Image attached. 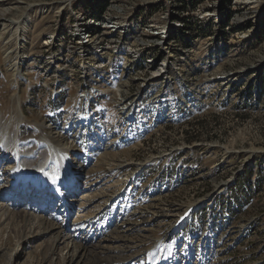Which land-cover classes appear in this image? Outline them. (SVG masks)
I'll return each instance as SVG.
<instances>
[{
	"label": "rangeland",
	"instance_id": "obj_1",
	"mask_svg": "<svg viewBox=\"0 0 264 264\" xmlns=\"http://www.w3.org/2000/svg\"><path fill=\"white\" fill-rule=\"evenodd\" d=\"M80 11L86 16L85 23L89 22L92 14L99 12L101 18L129 21L134 27L140 26L142 40L151 42V48H154L145 56L150 61L153 53L159 56L146 77L153 76L163 62L169 63L171 81L164 84L162 102L160 106L147 108L151 125L144 128L145 132L140 129L126 136L128 138L121 143L117 138L124 128L119 125L113 127L114 121L93 131L80 126V136L70 124L63 128V120L52 125L48 122L50 109L55 111L66 102L64 93L70 92L75 97L80 89L83 75ZM27 15L32 17L30 28L26 33H20L15 22ZM178 20L185 23L184 28L166 40L172 30L179 28L180 23L173 25ZM45 44L53 47H45ZM62 44L67 45L66 50L61 48ZM57 48H61L58 54ZM20 52L24 59L29 56L30 61L25 66L20 64L22 73L17 75L13 65L22 58ZM52 52L54 58L50 57ZM37 55L45 56L43 64L34 60ZM50 61L61 62L63 70L59 75L64 81L59 91L63 93L51 102L52 90L42 91L45 93L23 111L21 133L24 139L31 137L29 143L33 146L41 134H45L56 144L68 143L71 149L81 151L80 156L83 157L80 159L87 163L78 183L86 182L92 186L82 212L84 219L98 217L101 211V216H107L102 205L109 202L110 195L117 194L120 195L117 207L125 210V214L117 216L118 223H132L128 238L133 240L134 243L130 242L132 245H136L131 250L138 255L160 246L158 239L161 238L163 244L180 242L176 246L173 243L172 250L179 253L178 261L184 257V264H193L190 263V252L194 254V264H264V0H0L2 123H15L16 103L21 105L17 93L25 99L31 81L38 79L30 71H38L43 65L45 78L56 74ZM122 61L118 57L113 65L96 69L95 66L107 65V61L93 59L86 64L92 70L90 81L104 89L106 87L100 84L101 81L110 82L109 88H118L120 84L129 88L140 86L141 78H128L122 72ZM18 76H26L28 85L22 83L24 80ZM161 87L163 82L159 77L153 81L151 91ZM73 103L68 102L70 108ZM83 134L87 137L84 138ZM95 140L104 143L93 156L94 149L91 148L97 146ZM68 153V157H75L74 152ZM152 159L159 162V166L163 165L168 173L157 178L158 172L154 169L159 167H150L153 175L146 172L131 188L125 187V180L130 176L134 178L129 172L137 164L141 166ZM7 162H4L5 167ZM125 164L130 166L119 170ZM237 176L238 183H233V179L230 188L239 209L231 208L234 218L229 224L225 225L219 216H208L203 224H200V219L195 222L192 236H186L181 231L182 227L170 234V229L184 210L189 213L216 189L227 187L219 188L220 184L229 185L230 178ZM11 199L12 192H9L2 201L13 202ZM46 200L43 204L36 201V207L44 209ZM49 210L50 214L58 215L57 206ZM205 215L202 209L199 217ZM254 215L259 218L251 225L240 220ZM75 216L73 213L66 218L67 222L70 221L69 227ZM17 221L27 226L23 217ZM37 230L35 228L33 234ZM19 235L20 230L0 221V264H51L54 241L49 233L35 242L23 241L21 250H16ZM114 235L122 236L117 232ZM100 238L95 240L96 244ZM155 240L157 245L153 243ZM190 240L193 241V250H181L184 242ZM101 244L106 248L97 249L101 251L94 264H106L108 258L105 257L117 255V251H108L113 248L107 250L116 243L103 241ZM164 247L159 250H164ZM66 252L58 250V253ZM57 256L54 255L52 264H61ZM143 261L142 258L137 264H144Z\"/></svg>",
	"mask_w": 264,
	"mask_h": 264
},
{
	"label": "bare ground",
	"instance_id": "obj_2",
	"mask_svg": "<svg viewBox=\"0 0 264 264\" xmlns=\"http://www.w3.org/2000/svg\"><path fill=\"white\" fill-rule=\"evenodd\" d=\"M30 20L32 17L27 15L21 21H16L18 32L26 33L30 28ZM20 59H17L13 65L17 75L22 73L19 66ZM168 68V62L164 63L163 67L160 66L157 76L166 74ZM16 104L17 119L15 123L5 124L0 121V221H6L12 225L14 230H20V241L16 250H21L20 245L23 241L35 242L49 233L54 241L50 256L51 264L56 254L61 264H94L96 257L100 255L99 251H101L97 249L106 248L101 244L103 241L116 243L114 246L107 247V250L114 249L108 251H117V255L104 256L106 259L108 258L106 264H137L138 260H142V258L145 260L144 264H179L183 260L180 257L178 261L179 253L172 250V243L158 256L156 254L159 246L149 248L145 254L141 255L131 250L136 246L132 245L133 240L128 238L130 235H128V231H132L133 225L123 221L118 223L119 217L117 216L125 214L123 207H117V199L120 195H110L109 202L102 205V210L107 216L104 217V214L101 216V211L98 217L92 216L84 219L82 212L87 206L89 198L87 199L86 196L88 197L87 193L92 186L86 182H82L80 185L78 182L84 175L87 161L80 160L81 151L79 149H71L68 143L56 144L49 140L45 134H41L37 144L34 146L30 144L31 137L27 139L22 137L21 124L24 122L25 115L20 103ZM68 151L74 152L75 157L71 156L70 159L67 156ZM6 160H8L7 167L4 166ZM130 177L126 179L132 181L133 178ZM224 186H227V183L220 184L219 188ZM9 192H12L11 200L14 201L5 203L2 201L3 196ZM44 200L47 205L44 209L36 207V201L43 204ZM22 201L23 203H21ZM111 204L113 205L111 206ZM56 206L59 210L58 215L57 213L50 214L49 208ZM73 213H76V218L69 227L70 221L67 222L66 218ZM182 214V216H178V221L170 231L178 225L183 217L188 215V210ZM18 215L24 218L27 226L17 221L20 219V217L17 219ZM63 217L65 218L62 219ZM58 218L59 220H57ZM141 224L142 222L139 226ZM111 225H115V227L109 231L108 228ZM35 228L38 230L33 234ZM116 232L122 236L114 235ZM99 236L101 238L96 244L95 240ZM153 243L157 245L158 241L155 240ZM58 250L60 252L67 250V252L62 254L58 253ZM99 257L101 258V256ZM116 257L118 259H115ZM186 261L189 260L186 259Z\"/></svg>",
	"mask_w": 264,
	"mask_h": 264
},
{
	"label": "built area",
	"instance_id": "obj_3",
	"mask_svg": "<svg viewBox=\"0 0 264 264\" xmlns=\"http://www.w3.org/2000/svg\"><path fill=\"white\" fill-rule=\"evenodd\" d=\"M107 18H101L98 12L92 14L91 18H89V22L85 23L86 16L80 12V56L81 60H83L81 68L83 75L81 77L80 90L78 92L74 111H77L78 117H91L92 120H101L103 123H105V119L107 120L106 117H108L110 113L115 112V123L126 128L135 127L136 125L147 122L143 100L148 98L146 103L153 104L159 103L163 98L164 84H166L167 80L171 81L169 72L170 67L166 74L163 73L161 76H154L160 69L159 67L153 73V76L146 77L147 73H151L150 70L155 64L154 60H157L159 57L157 54L153 53L151 56L152 60L150 61L145 56L147 51H152L154 49L151 48L153 44L142 40L141 34L139 33L142 29L140 26L134 27L129 21H114L113 18ZM177 23H180V21H176L173 25L176 26ZM184 25L185 23L181 22L179 28H177V30H172L166 37V40L169 39L171 35L176 34V31L184 28ZM53 44L52 42V45ZM52 45L45 44V47ZM159 46L162 47V45ZM61 48L65 49L67 45L62 44ZM41 53L44 55L45 51H41ZM50 57L52 58V56ZM118 57L123 60V64H121L122 72L126 73L128 78L131 76L137 80L141 78V85L135 88H129L128 86L125 87L120 84L118 88H109L110 82L101 81L100 84L106 88H100V86L96 87V84L90 81V72L92 70L89 69L86 64H89L93 59L97 58L101 59L102 62L107 61V65L95 66L96 69H101L108 66V64L113 65L114 60H117ZM163 64L164 62L161 66ZM60 65L61 62L59 61L56 66L60 68ZM42 73L45 75V70ZM159 77L162 79L163 87L153 94H150L149 90L152 88L153 81L159 79ZM157 99L158 101H156ZM102 115H104V118H102ZM88 121L89 119L85 120L84 123ZM80 122L83 124L82 119H80ZM225 190L226 187L223 190L216 189L215 192L211 193L208 196L207 205L209 217L219 216L227 223L230 219L228 207L223 206L220 200H218L221 199V193ZM258 218L259 216L254 215L250 218L241 217L240 220L246 222L247 225H251L256 223Z\"/></svg>",
	"mask_w": 264,
	"mask_h": 264
},
{
	"label": "trees",
	"instance_id": "obj_4",
	"mask_svg": "<svg viewBox=\"0 0 264 264\" xmlns=\"http://www.w3.org/2000/svg\"><path fill=\"white\" fill-rule=\"evenodd\" d=\"M251 90H248V92H250Z\"/></svg>",
	"mask_w": 264,
	"mask_h": 264
}]
</instances>
